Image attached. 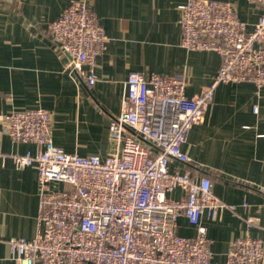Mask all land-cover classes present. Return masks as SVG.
Listing matches in <instances>:
<instances>
[{
	"label": "built area",
	"instance_id": "1",
	"mask_svg": "<svg viewBox=\"0 0 264 264\" xmlns=\"http://www.w3.org/2000/svg\"><path fill=\"white\" fill-rule=\"evenodd\" d=\"M88 1L71 0L49 32L56 50L71 58L72 72L93 87L109 38ZM248 1L262 11L252 29L229 1L189 0L179 7L182 48L216 52L218 72L193 98L182 77L131 73L121 114L110 124L118 151L107 158L55 146L46 109L7 115L4 131L37 146L35 154L15 157L18 169L36 166L41 197L35 237L9 241L19 264H214L203 217L214 220L236 206L216 196L208 176L173 166L190 163L183 146L220 84L264 89V0ZM175 191L180 198L169 197ZM181 217L196 229L194 237L178 233ZM247 222L256 226L259 218ZM263 263L264 240L248 236L232 242L222 264Z\"/></svg>",
	"mask_w": 264,
	"mask_h": 264
},
{
	"label": "crops",
	"instance_id": "2",
	"mask_svg": "<svg viewBox=\"0 0 264 264\" xmlns=\"http://www.w3.org/2000/svg\"><path fill=\"white\" fill-rule=\"evenodd\" d=\"M188 1L89 0L109 43L98 59L97 82L88 87L70 69L71 58L56 50L49 32L71 0H0V264H19L9 241L35 237L41 204L36 166L21 170L15 163L17 156L35 154L37 146L16 142L4 131L7 115L46 109L53 115L55 146L83 157L116 153L110 124L121 114L131 73L182 77L186 95L193 98L218 72L216 52H188L181 46L179 7ZM218 1L234 3L250 29L262 15L248 0ZM183 151L190 163L173 169L208 176L216 196L236 206L214 220L203 217L212 262L222 264L237 238L264 240V89L258 93L249 82L220 84ZM251 217L259 224L250 226ZM178 224L181 236L196 235L184 217Z\"/></svg>",
	"mask_w": 264,
	"mask_h": 264
}]
</instances>
